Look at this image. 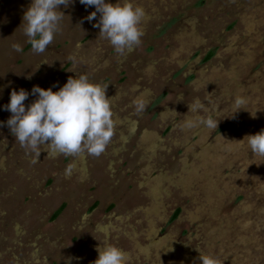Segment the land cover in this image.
Masks as SVG:
<instances>
[{"label":"rangeland","instance_id":"obj_1","mask_svg":"<svg viewBox=\"0 0 264 264\" xmlns=\"http://www.w3.org/2000/svg\"><path fill=\"white\" fill-rule=\"evenodd\" d=\"M131 2L143 34L124 55L78 2L60 7V33L33 54L22 32L30 0H0V105L10 89L56 91L86 74L106 86L114 121L99 156L41 148L36 159L0 127V264H92L105 244L125 264H198L199 254L264 264V160L241 142L264 128V0ZM196 100L221 109L215 130L186 126L205 114L188 111Z\"/></svg>","mask_w":264,"mask_h":264},{"label":"clouds","instance_id":"obj_2","mask_svg":"<svg viewBox=\"0 0 264 264\" xmlns=\"http://www.w3.org/2000/svg\"><path fill=\"white\" fill-rule=\"evenodd\" d=\"M74 2L85 9L90 6L94 9L83 19L99 29L100 38L117 55H124L140 44L143 34L140 25L145 13L131 0H118L115 3L109 0H30L23 11L22 32L33 54L44 53L53 42L61 31L64 18L60 7L67 8ZM93 20L96 22L92 23ZM11 48L15 52L22 50L19 44H12ZM75 59L69 57L73 62ZM105 92L106 86L91 82L86 74L68 77L56 91H52L51 87L36 85L28 91L10 89L8 102L0 105V110L8 111L10 116L6 121H0V127L6 126L19 145L36 159L41 148L48 155L77 156L86 153L99 156L114 133L111 103ZM29 95L35 98L26 106L24 102ZM235 103L237 109L225 114L224 118H234L233 114L241 109L239 106L243 102L236 100ZM187 106L188 111L193 113H205L197 116L195 121H189L187 127L216 129L221 119H213L212 114L221 113L218 105H212L210 100L206 104L196 100ZM133 107L135 113L140 114L146 109V101L138 99ZM241 142L254 157L264 160V128L246 135ZM70 171L71 168L67 169L66 174ZM97 253L92 264H125V253L118 247L105 244L97 248ZM198 264H220V261L212 255L199 254Z\"/></svg>","mask_w":264,"mask_h":264},{"label":"trees","instance_id":"obj_3","mask_svg":"<svg viewBox=\"0 0 264 264\" xmlns=\"http://www.w3.org/2000/svg\"><path fill=\"white\" fill-rule=\"evenodd\" d=\"M29 47H30V45L28 44V48H29ZM210 57H211V54L209 53V54L206 55L205 60H208ZM61 209H62V208L58 209V210L54 213L53 218H55V217L59 214V212L61 211ZM178 213H179V212L176 211V212L173 214V219L178 215Z\"/></svg>","mask_w":264,"mask_h":264},{"label":"flooded vegetation","instance_id":"obj_4","mask_svg":"<svg viewBox=\"0 0 264 264\" xmlns=\"http://www.w3.org/2000/svg\"><path fill=\"white\" fill-rule=\"evenodd\" d=\"M175 213V212H174Z\"/></svg>","mask_w":264,"mask_h":264}]
</instances>
